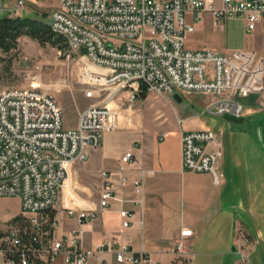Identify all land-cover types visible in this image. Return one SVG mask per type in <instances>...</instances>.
Wrapping results in <instances>:
<instances>
[{
	"label": "built area",
	"instance_id": "2783aa9c",
	"mask_svg": "<svg viewBox=\"0 0 264 264\" xmlns=\"http://www.w3.org/2000/svg\"><path fill=\"white\" fill-rule=\"evenodd\" d=\"M9 1L6 8L0 0V14L14 15L28 2L41 0ZM205 11L216 19L241 16L248 31L264 22V0H58L51 7L49 27L67 43L65 53L75 57L83 94L93 101L74 126L64 127L60 104L39 85L0 88V196L21 200L20 220L0 235L5 264H109L108 255L121 264H162L152 262L148 251L117 239L86 246L82 228L57 233L63 218L90 223L99 209L119 199L106 171L95 201L80 204L76 193L64 187L71 165L87 160L100 146L102 133L118 126V104L130 106L144 90L209 93L213 98L201 113L236 116L243 113V97L264 90V62L256 50L186 46L195 20ZM180 142L181 168L209 172L219 183L217 134L182 130ZM132 156L126 151L121 160ZM151 173L142 169L132 180L136 196L130 201L139 204L140 222L144 177ZM119 215L122 225L129 226L136 211L122 207ZM192 235L191 228L180 227L172 243L178 262L171 264H192Z\"/></svg>",
	"mask_w": 264,
	"mask_h": 264
},
{
	"label": "crops",
	"instance_id": "0c3cea01",
	"mask_svg": "<svg viewBox=\"0 0 264 264\" xmlns=\"http://www.w3.org/2000/svg\"><path fill=\"white\" fill-rule=\"evenodd\" d=\"M204 15L215 20L211 12L206 11ZM256 27L263 28L264 22L257 23ZM263 45L264 37L259 35L256 42L257 49H254L262 55L264 62ZM180 93L184 92L172 93L179 102ZM153 97L156 100L152 99ZM141 100L145 101L143 106L145 117H142L140 109ZM207 101L209 99L203 100V104H200L198 114ZM241 101L244 108L241 116L239 115L240 118L244 116L249 120L251 117L256 118L264 114V90L260 93H251ZM118 105V126L106 131L108 134L103 135L100 146L91 151L86 161L71 165L70 176L77 175L86 184L96 182L101 186L103 180L101 172L106 171L113 182L117 198L121 200H112L107 207L99 209L92 222L84 225H80L76 220L63 218L57 233L70 228H82V239L86 246H94L101 240L117 239L128 243L135 250L148 251L152 262L171 264L178 262V256L172 246L173 240L180 227L187 226L193 231V235L189 238L190 251L191 244L196 238L206 237L205 234L209 229L210 241L219 245H209L215 251L221 254L230 252L229 242L228 244L223 242V234L229 232V241L233 243L231 253L252 255L258 252L264 257L263 239L259 236L258 230L256 233L250 231L249 217L244 216L246 218L241 223V227L237 228L239 234L235 236L236 228L230 220L228 210L223 207L227 179L220 166L225 162L227 154L221 143V126L211 128L201 120L194 127H188V121L192 119L191 117H197V114L192 113L183 104L174 107L165 99L164 93L148 92L145 98L134 99L130 106L125 103ZM224 122L227 126L230 124L228 120ZM186 129H212L217 134L221 151L218 169L222 175L219 183L213 182L209 172L181 168L180 132ZM166 131L168 134L163 136ZM129 150L133 153L132 158L129 161H122L121 155ZM142 169L152 173L144 177L143 222H140L139 204L133 203L130 199L136 196L132 191V180L140 176ZM122 176L126 177L124 182H121ZM70 187L68 181L64 190ZM86 193L91 194V191ZM253 196L254 200L256 195ZM245 201L246 215L255 213L254 205H251L252 200L248 197ZM79 203H88V201L81 200ZM257 203L255 215L262 222L264 197H259L258 194ZM122 207L136 211L129 226H123L121 223L119 210ZM20 215L21 200L18 196H0V235ZM172 225L176 227L172 229ZM201 252L203 251H199L198 254ZM191 253V261L194 264V254L192 251ZM107 257L110 264H121L112 256ZM0 264H5L1 252ZM232 264H240L238 257L232 260Z\"/></svg>",
	"mask_w": 264,
	"mask_h": 264
},
{
	"label": "rangeland",
	"instance_id": "374dc122",
	"mask_svg": "<svg viewBox=\"0 0 264 264\" xmlns=\"http://www.w3.org/2000/svg\"><path fill=\"white\" fill-rule=\"evenodd\" d=\"M11 5L9 0H3L4 7L8 8ZM57 5L58 0L30 1L24 10L14 14L20 13L48 22L49 10L52 6ZM205 12L195 20L194 31L186 37L185 44L189 48L203 46L221 52H231L243 48L257 49L258 36L262 35L264 37V27H256L248 31L245 27L246 22L241 16L224 19L215 18L213 20L212 17L204 15ZM262 47L264 52V45ZM0 56L2 58L0 60V88L26 83L39 85L52 94L60 104L63 110L64 127L74 125L80 111L93 101V99L84 96L78 79L75 57L71 55L68 58L65 49L49 43L40 44L28 35H21L17 40L16 47L9 52L0 50ZM198 93L201 92L180 93L178 94L181 99L180 102L172 93L164 92V96L174 107L183 104L192 113L195 112L197 114V117H191L192 119L188 121V127H194L201 120L211 128H219L221 126V143L227 154L225 162L220 166L227 179V186L223 195V207L228 210L230 220L236 228L237 232L234 231V234L236 233L235 236L239 234L237 228L241 227V223L245 220L244 218L248 216L251 224V226L249 225L250 231L256 233V230H258L264 245V217L262 223L255 215L258 204L257 196L259 194V197H264V143L262 140L264 114L256 118L251 117L253 121L251 118L248 120L244 116L240 118L230 113L223 115L198 114L203 100H211L213 98L212 94ZM152 99L156 100L154 97ZM140 103L142 117H145L143 109L145 101L141 100ZM226 120L229 121L231 126L224 124ZM106 131L108 130L102 133V137L108 134ZM167 134L168 132L166 131L163 136ZM102 137L101 141L103 140ZM69 184L71 186L70 189L76 193L78 202L81 200L87 202L89 199L95 201L99 198L100 185L96 182L86 184L80 176L75 175L70 176ZM73 187L75 189H72ZM222 188L223 185H221ZM64 191L68 192L69 189L67 188ZM86 191H91V194L86 193ZM248 194L249 196H247ZM253 195H256L255 201L253 200ZM248 197L252 200L251 205H254L253 210L255 213L251 215H246V211H244L245 200ZM258 200L260 199L258 198ZM17 223L18 221H15L11 224L15 225ZM175 227V225H172V229ZM208 234L209 229L207 234H205L206 237L196 238L194 243L191 244L194 264H232V260L235 257H238L240 264H264V257L260 256L258 252H254L252 255L250 253V255L231 253L233 252L231 249L233 243L229 241V232L223 234V242L227 244L229 242L228 250L230 251L224 254L210 248L212 245H219L212 243ZM199 251L203 252L198 254Z\"/></svg>",
	"mask_w": 264,
	"mask_h": 264
},
{
	"label": "trees",
	"instance_id": "16d2710c",
	"mask_svg": "<svg viewBox=\"0 0 264 264\" xmlns=\"http://www.w3.org/2000/svg\"><path fill=\"white\" fill-rule=\"evenodd\" d=\"M21 35H28L40 44L49 43L58 48L66 49L67 43L62 36L55 34L48 22L23 14L0 15V50L9 52L16 47ZM0 60H2L0 56ZM147 92L140 93V98H145ZM20 217L16 221H19Z\"/></svg>",
	"mask_w": 264,
	"mask_h": 264
},
{
	"label": "water",
	"instance_id": "95a60500",
	"mask_svg": "<svg viewBox=\"0 0 264 264\" xmlns=\"http://www.w3.org/2000/svg\"><path fill=\"white\" fill-rule=\"evenodd\" d=\"M1 15V14H0ZM262 140H263V143H264V125L262 127Z\"/></svg>",
	"mask_w": 264,
	"mask_h": 264
}]
</instances>
